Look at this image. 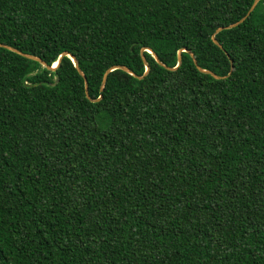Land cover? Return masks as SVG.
Listing matches in <instances>:
<instances>
[{
    "label": "trees",
    "instance_id": "obj_1",
    "mask_svg": "<svg viewBox=\"0 0 264 264\" xmlns=\"http://www.w3.org/2000/svg\"><path fill=\"white\" fill-rule=\"evenodd\" d=\"M252 2L0 0V264H264Z\"/></svg>",
    "mask_w": 264,
    "mask_h": 264
},
{
    "label": "water",
    "instance_id": "obj_2",
    "mask_svg": "<svg viewBox=\"0 0 264 264\" xmlns=\"http://www.w3.org/2000/svg\"><path fill=\"white\" fill-rule=\"evenodd\" d=\"M258 1H259V0H253V2L251 3V5H250L249 9L247 10V12L245 13V15H244L243 17H241L237 22H235V23H233V24H230V25H227V26H225V27H219V28H217V29L213 32V34L210 36V40H211L212 44H214L217 48L220 49L221 47H220V45L217 43V41L215 40L214 35L217 34V33L220 32V31H222V30L231 29V28H234V27H236L237 25H239V24H240V23H241V22H242V21H243V20H244V19H245L250 13H251V11L254 9V7H255V5L257 4ZM0 48L6 49V50H8V51H10V52H13V53H15V54H17V55H19V56H21V57L27 59V60H31V61L38 62V63H39L42 67H44L46 70H51V71L54 70V69L57 67L58 62H59V59H60L62 56H67V57L70 59V61L72 62L73 67L75 68L77 74L82 78V81H83L84 96H85L86 99H88V95H87V83H86V80H85L84 76L81 74V72L79 71V69L77 68V63H76L75 59H74L72 56H70V55H68V54H66V53L60 54L59 58L57 59V61H56L53 65H51V66H47V65H45L44 62H42L40 59H38V58H36V57H33V56H30V55H27V54H23V53H21V52L15 50V49H13V48L7 46V45L0 44ZM143 51H146L148 54H150L151 57H152V59L154 60V62H155L156 64L162 66L165 70L172 71V70L176 69V67L179 66V64H180V56L177 55L176 65H175L174 68H167V67H164V66L158 61L157 57L155 56V54H154L150 49H144V48H143V49L140 50V58H141V60H142V62H143V64H144V72H143V75H142L141 77H137V76H135L132 72H130L127 68H125V67H123V66H114V67H111V68L107 69V70L103 73V75H102L101 82H100V85H99V92H101V90H102V88H103V85H104V83H105V80H106V76H107V74H108L109 72L113 71V70H116V69H117V70H121V71L127 73L128 75H130V76H132V77H135V78H137V79H142V78L148 73V71H149V67L145 64V61H144V59H143V57H142V52H143ZM181 51H183V52H187V51H185V50H181ZM179 52H180V51H179ZM187 53H188V52H187ZM188 55H189V57L191 58L192 63H193V65H194L195 69H196L199 73H201V74H205V75H209L210 77H212V78L215 79V80H220V79L225 78V77H219V76H216L215 74H213V73H211V72H209V71H207V70H203V69L199 68V67L197 66V64H196V61H195L193 55H192L191 53H188ZM56 82H57V80L54 81V83L52 84V86H53ZM98 99H99V98H98ZM98 99H97V100H98ZM97 100H96V101H97Z\"/></svg>",
    "mask_w": 264,
    "mask_h": 264
}]
</instances>
